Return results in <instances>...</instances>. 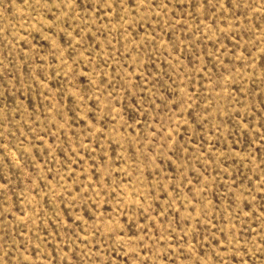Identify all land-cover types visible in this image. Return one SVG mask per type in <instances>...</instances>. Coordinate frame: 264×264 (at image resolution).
Instances as JSON below:
<instances>
[{
	"label": "rangeland",
	"instance_id": "obj_1",
	"mask_svg": "<svg viewBox=\"0 0 264 264\" xmlns=\"http://www.w3.org/2000/svg\"><path fill=\"white\" fill-rule=\"evenodd\" d=\"M0 264H264V0H0Z\"/></svg>",
	"mask_w": 264,
	"mask_h": 264
}]
</instances>
